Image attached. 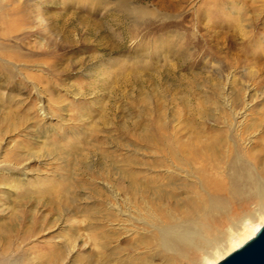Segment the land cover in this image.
Wrapping results in <instances>:
<instances>
[{"label": "rangeland", "instance_id": "374dc122", "mask_svg": "<svg viewBox=\"0 0 264 264\" xmlns=\"http://www.w3.org/2000/svg\"><path fill=\"white\" fill-rule=\"evenodd\" d=\"M188 1L175 19H151L132 39L108 31L117 28L108 19L99 28L97 20L72 13L76 8L66 0H0L1 8L32 7L31 26L22 23L8 35L0 27V53L19 55L16 61L0 56V93L21 116L0 142V162L19 190L14 182L1 186L7 199L1 196L0 205L12 204L15 192H36L32 203H22L30 209L26 225L36 220L34 235L19 245L27 259L48 243L62 247L63 264H189L156 257L148 240L155 217L149 200L161 202L147 196L146 180L165 171L164 157L148 139L162 133L169 145L185 143L203 129L224 128L225 115L252 116L264 107V0L219 5L225 15L243 16L244 53L239 40L235 50L224 43L216 49L213 40L225 36L221 25L212 32L198 14L204 0ZM162 22L184 33L186 52L151 49L160 33L153 28ZM235 55L241 62L228 64ZM9 153L20 161L8 162ZM44 190L50 198L38 194ZM193 199L188 190L177 191L164 205L182 218ZM255 210L250 205L248 226L225 228L210 264L255 235L264 224ZM195 264L207 262L201 255Z\"/></svg>", "mask_w": 264, "mask_h": 264}, {"label": "bare ground", "instance_id": "6f19581e", "mask_svg": "<svg viewBox=\"0 0 264 264\" xmlns=\"http://www.w3.org/2000/svg\"><path fill=\"white\" fill-rule=\"evenodd\" d=\"M222 1L204 0L203 10L198 14L203 13L200 17L209 19L211 31L221 25L225 36L213 40L216 49H219L220 43H224L223 45L228 49L235 50L233 43L239 40V53H244L248 49L246 45L248 42L239 24L243 16H240L241 12H236L239 18L225 15L219 8ZM188 2V0H66V5L71 8L75 6V10L71 9L72 13L77 12L83 17L97 20L99 28L102 27V21L108 19L117 26V28L110 26L108 31L120 35L125 33L133 39L141 28L150 25L151 19L163 18L166 21L175 19L174 17L181 14L182 8ZM12 4L8 7H0L2 35L17 32L22 23L30 26L32 24V7ZM227 4L234 5L230 1H227ZM236 10L241 11L240 8ZM167 25L169 23L162 22L158 27L153 28L160 33L151 43L152 48H149L153 49L156 46L155 48L158 49L159 46L163 51L173 49L181 53L186 52L185 42L179 37L184 33ZM0 54L10 60L19 59L16 52ZM241 56L228 58V64H238L241 62ZM114 81L116 82V79ZM127 81L128 78H122V82ZM2 85L0 84V88ZM4 103L0 93V142L2 137L16 130L21 120L17 108L6 107ZM195 112L200 114L199 110ZM225 116L228 124L224 128L198 131L193 134L192 141L187 140L185 143L172 141L169 145L168 139L162 133L148 139V142L156 145L158 153L164 157L159 166L165 169L163 175L146 180L147 196H154L161 202L155 205L149 200V204L154 208L155 217H152L153 230L148 240L155 245L156 257L195 264L198 256L203 255L207 264H210L215 250L220 249L226 237L225 228L249 225V220L252 218L249 212L250 205L255 204V211L264 215V107L252 116L244 111L235 112L233 117ZM157 143H161L163 147H158ZM8 159V162L17 164L20 156L9 153ZM5 164L0 162V197L4 198L6 194L1 190V186L14 182L13 186L17 189L19 187L18 179L9 175L11 169L5 168ZM47 190L38 194L42 198H50ZM186 190L194 195V199L188 202L189 213L182 218H176L171 215V210L164 205V202L173 198L177 191ZM205 193L208 197L202 198ZM34 194L37 195L31 189L21 193L15 192V197L11 200L12 204L5 205L6 207L0 205L2 217L0 264H63V249L60 246L44 244L33 260L27 259L20 250V243L33 236L36 231V220L33 217L32 220L30 219V224L26 225L30 209L22 207L24 202L32 203ZM177 207L175 205L171 209ZM199 213L203 215L199 216Z\"/></svg>", "mask_w": 264, "mask_h": 264}, {"label": "water", "instance_id": "95a60500", "mask_svg": "<svg viewBox=\"0 0 264 264\" xmlns=\"http://www.w3.org/2000/svg\"><path fill=\"white\" fill-rule=\"evenodd\" d=\"M216 264H264V224L253 237Z\"/></svg>", "mask_w": 264, "mask_h": 264}]
</instances>
